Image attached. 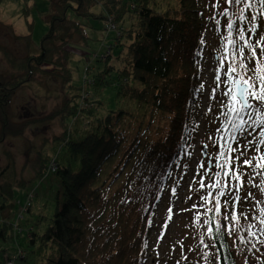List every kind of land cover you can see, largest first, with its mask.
<instances>
[{
  "label": "trees",
  "instance_id": "obj_1",
  "mask_svg": "<svg viewBox=\"0 0 264 264\" xmlns=\"http://www.w3.org/2000/svg\"><path fill=\"white\" fill-rule=\"evenodd\" d=\"M3 2L0 0V6ZM153 2L52 0L48 11L50 29L42 39L38 53L17 56L10 47L0 44V56L7 65L6 71L0 73V144L6 136L17 135L13 130L9 131L12 120L10 105L17 91L40 78L50 77L66 86L70 95L63 98V104L54 115L60 116L63 129L53 144L67 146L74 156H78L80 170L73 172L70 166H63L57 157L44 150L36 152L31 161L35 180L43 181L55 174L61 187L58 196L60 193L63 196V202L58 205L43 233L28 229L29 247H35L30 253L39 258L36 264H147L157 205L170 185V179L176 175V169L191 156V142L198 130L197 105L203 91L201 59L210 26L221 33L222 46L227 45L222 58L226 74L236 78H248L250 75L255 78L251 65L245 60L249 51L247 44L239 38L238 25L245 40L255 45L260 64L258 74L264 78V56H261L264 18L258 0H253L254 8L245 11L248 19L256 16L251 23L248 19L239 18V8L243 5L229 0H225L224 11L215 15L209 13L204 0H178L179 8L172 10L173 15L171 10L156 12L152 8ZM95 8L102 9V12L98 14ZM233 16L236 19L232 21L230 18ZM80 19L106 20L105 30L117 31L115 46L121 49L120 54H124L123 58L118 55L120 67L107 65L97 73L86 69L84 82L96 93L75 86L73 70L69 66L74 51L73 37L78 36L83 43L88 39L86 24ZM228 23L234 24L231 33ZM253 25H258L257 31L250 33ZM28 38L29 35L16 40ZM240 47L245 49L243 56L234 55ZM110 58L111 53L103 60L108 62ZM241 60H245L243 68ZM233 65L236 66L235 73L231 71ZM226 74L224 79L228 78ZM256 84L258 87V80ZM109 87L116 89L119 98L136 100L137 105L144 108V114L138 122L137 134L125 147L129 149L125 180L112 194L106 195L103 186L95 184L103 167L122 148L123 140L127 139L124 133H128L125 126L129 125L127 122L122 127L118 126L121 117L127 113L123 109L115 115V111L105 117L99 115L102 101L97 98V91ZM250 111L252 123L246 131L250 129L249 136L261 128L259 123L263 124L261 119H264L256 117L254 107ZM249 112H240L238 117L236 113L234 120L241 122L240 117H243L245 121ZM83 113L97 120L98 130L89 132L76 142L71 139L70 126ZM31 119L22 121L30 120V125L37 123ZM228 126L231 127L232 123ZM17 127L22 133L27 126ZM261 140H264L262 135L255 148L263 146L260 171L264 179V145L259 144ZM7 172L6 168H0V214L5 215L0 223V240L11 243L16 242L19 233L23 232L19 222L24 219L19 216L15 224L10 221L16 207V192L18 187L22 188V183L15 179L11 181ZM28 202L26 195L25 203ZM29 206L32 207V203ZM23 208L24 205L20 204V209ZM212 215L213 212L208 218V228L212 229L209 235L216 253L215 263L242 264V259H245V264H250V258L260 251L256 241L248 237L245 241L241 230L236 235L238 240H233L235 233L226 229L222 219ZM15 258L17 264L26 257L21 251ZM12 259L7 257L5 264ZM258 262L256 264H263Z\"/></svg>",
  "mask_w": 264,
  "mask_h": 264
},
{
  "label": "rangeland",
  "instance_id": "obj_2",
  "mask_svg": "<svg viewBox=\"0 0 264 264\" xmlns=\"http://www.w3.org/2000/svg\"><path fill=\"white\" fill-rule=\"evenodd\" d=\"M204 1L212 15L223 12L227 5L225 0ZM51 3L52 0H4L0 6V44L10 47L17 56L38 53L41 41L50 29L48 11ZM152 8L159 13L171 10L173 15L172 10L178 9L179 4L178 0H154ZM94 11L100 14L102 9L95 8ZM103 14L107 15L105 12ZM69 15L77 19L72 14ZM234 19L235 16L230 18L232 21ZM81 21L86 24L85 35L88 39L83 43L78 36L73 37L71 43L74 51L69 66L73 70V84L96 93L94 88L84 82L86 69L90 68L91 73H97L107 65L120 67L118 55L123 58L124 54H120L121 49L115 46L117 31L105 30L106 20L80 19ZM28 35L30 38L17 42V37L24 38ZM220 38L221 33L217 32V28L210 26L205 38L206 49L201 59L200 82L203 91L197 105L198 130L191 142V156L185 164L176 169V175L170 179V185L157 205L147 264H216V253L208 231L211 212L212 216L223 220L227 230L235 233L233 240H238L239 230L244 234L245 241H248L247 237L249 240H255L260 251L250 258L249 263L256 264L259 260L264 264V224L261 223L264 219V213L261 212V209H264V179L260 171L263 146L258 148V151L255 148L264 131V123H259L261 128L249 136L250 129L246 131L252 123L251 111L240 128L233 124V121L235 124H241L239 120H234L236 111H232L226 119L224 113L230 111L227 106L229 97L223 93L230 85L228 78L224 79L227 71L222 61L227 45L222 46ZM110 53V60L105 62L103 59ZM6 69L7 65L0 56V73ZM135 85L139 86L136 82ZM109 89L97 91V98L102 101L99 115L105 117L112 111H115V115L118 110L123 109L127 113L121 117L118 126L122 127V124L127 122L129 125L125 126L128 127V133H124L127 139L123 140L122 148L120 147L117 154L103 167L100 179L95 184L102 185L106 195L112 194L125 180L124 173L129 168L126 162L129 149L125 147L131 142L130 138L137 134L138 122L144 114V108L139 107L136 100L119 98L116 89ZM64 97H70L66 86L59 80L44 77L17 91L11 101L12 120L9 131L13 130L17 135L6 136L0 144V168L8 170L7 177L10 180L15 179L22 183V188L18 187L16 192V207L10 221L15 224L19 216L24 221L19 222L23 232L19 233L16 242L7 243L0 240V264H5L7 257L14 259L21 251L26 258L17 264H36L39 258L30 253L35 247H29L28 229L33 228L34 231L43 233L58 205L63 202L62 193L58 196L61 187L55 174L49 175L43 181L35 180L31 161L36 152H49L53 157H57L63 166H70L73 172H78L81 168L79 157L74 156L67 146L53 144L55 137L61 135L63 129L60 116L54 115L63 104ZM251 103L256 112L257 101L252 100ZM232 107L238 109V101H233ZM256 113L257 118L264 117V112ZM31 118L37 123L30 125V120L22 121ZM89 119L83 113L72 122L70 134L73 141L77 142L89 132L98 130L97 120ZM231 123L232 126H228ZM17 125L27 127L21 133ZM227 145H231V149H228ZM215 146L218 147L217 150L214 149ZM221 151L224 152L223 159L220 157ZM246 158L253 166L244 164ZM225 159L228 161L226 165ZM218 165H224L223 169ZM225 172L228 175H224ZM217 181L220 186L213 187ZM221 188L224 195L218 196ZM26 195L28 203H25ZM19 203L24 205L23 209H20ZM31 203L32 207L29 206ZM209 208L212 209L211 212L208 211ZM4 216L0 214V223ZM241 263L245 264L246 260L242 259Z\"/></svg>",
  "mask_w": 264,
  "mask_h": 264
},
{
  "label": "snow or ice",
  "instance_id": "obj_3",
  "mask_svg": "<svg viewBox=\"0 0 264 264\" xmlns=\"http://www.w3.org/2000/svg\"><path fill=\"white\" fill-rule=\"evenodd\" d=\"M229 2L234 3L236 5H243L242 7L239 8V18L243 19H248L245 17V11L250 8H254L255 4L253 3V0H229ZM260 10H261V16L264 18V0H258ZM256 16H252L250 19H248V22L251 23L252 20H255ZM218 23V21H217ZM230 33L231 30L234 27L233 23H228L227 25ZM258 25H253L251 29H249L250 33H254L257 31ZM237 31L238 35L241 41H244L247 44V48L249 51V55L245 58V60L248 62L249 65H251V71L254 74L255 78H253L252 75H250L248 78H244L243 76L239 78H233L230 74L228 75V84L230 85L227 88V91L223 93L224 96L229 97V112L224 113L225 117H228L232 111H236L237 115L240 112H249L250 109L254 107V105L251 103L252 100L257 101V104L255 105L257 112H264V78H261L260 75L258 74V69L260 68L259 60L257 58L256 50H255V45L252 43H249L248 41L245 40L244 32L239 30L238 25H237ZM229 43H233L234 41L229 40ZM245 49L243 47L237 48L234 52V55H240L243 56ZM261 56H264V46L261 47ZM245 60L240 61V66L243 68L245 67ZM232 73L236 72V66L233 65L231 67ZM219 79V77H217ZM259 81V86L257 87L256 81ZM233 101H238L239 103V108L234 109L232 107V102ZM241 124H235L233 121V124L235 125L236 128H240L243 123V117H240ZM261 123H264V119H261ZM262 136H264V133H261ZM259 144L264 145V140L259 141ZM228 149H231V145H227ZM257 151L259 150L258 148L256 149ZM241 155H244L241 153ZM220 157L223 159L224 158V152H220ZM224 164H228V161L225 159ZM244 164L253 166L251 164V161L248 160L247 158L244 160ZM221 169H223L224 165H218ZM203 175V173H202ZM224 175H228L227 172L224 173ZM220 186V182L217 181L216 185H213V187ZM201 187H203V184H201ZM218 196L224 195L223 188H221V191L217 194ZM238 199V197H237ZM205 200H207V197H205ZM217 212L219 211V204L217 203ZM209 212L212 211L211 208L208 209ZM261 212L264 213V209H261ZM207 223V221H205ZM261 223L264 224V219L261 220ZM255 225H252L254 227ZM209 234L212 233V229H208ZM216 231L219 232L220 229L219 227L216 228ZM255 235V233H253Z\"/></svg>",
  "mask_w": 264,
  "mask_h": 264
},
{
  "label": "built area",
  "instance_id": "obj_4",
  "mask_svg": "<svg viewBox=\"0 0 264 264\" xmlns=\"http://www.w3.org/2000/svg\"><path fill=\"white\" fill-rule=\"evenodd\" d=\"M16 258L10 260L9 262H7V264H15Z\"/></svg>",
  "mask_w": 264,
  "mask_h": 264
},
{
  "label": "water",
  "instance_id": "obj_5",
  "mask_svg": "<svg viewBox=\"0 0 264 264\" xmlns=\"http://www.w3.org/2000/svg\"><path fill=\"white\" fill-rule=\"evenodd\" d=\"M204 156H206V152H205Z\"/></svg>",
  "mask_w": 264,
  "mask_h": 264
}]
</instances>
